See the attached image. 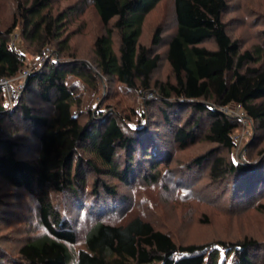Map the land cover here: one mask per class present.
<instances>
[{"label": "trees", "instance_id": "trees-1", "mask_svg": "<svg viewBox=\"0 0 264 264\" xmlns=\"http://www.w3.org/2000/svg\"><path fill=\"white\" fill-rule=\"evenodd\" d=\"M14 1L12 24L0 27V82L17 77L27 67L24 55L10 45L19 25L29 48H35L33 54L39 56L47 46L56 44L59 54L74 55L69 51L72 33L67 27L75 8L56 12L53 0ZM90 1L104 27L93 41L96 69L84 59L70 62L60 58L40 61L30 74L26 92L31 93L36 86L41 100L53 105L51 116L37 112L25 95L11 111L0 84V124L20 116L33 125L40 147L37 158H20L18 143L0 135V177L35 197L45 229L20 245L22 263L222 264L214 248L220 244L232 246L238 264H258L251 255L258 246L256 240L185 245L138 212L123 216L132 207L133 197L110 180L127 187L157 183L171 158L168 139L160 138L158 131L150 128L158 123L151 122L148 127L153 132H146L147 141L142 140L145 129H137L133 120L134 116L141 120L139 111L123 118L91 108L88 117H81L76 108L82 101L70 80L92 85L106 77L136 94L155 93L156 98L146 103L159 104L161 122L171 132L170 141L180 149L203 140L232 152L238 145L234 134L240 122L223 111L229 105H241L264 131V42L243 49L240 40L231 37L224 20L228 0H173L176 28L168 41L166 59L174 78L153 82L162 55L142 45L140 37L147 16L163 0ZM162 33L159 27L154 45L161 42ZM262 36L264 39V30ZM206 41L214 42L215 48H208ZM188 110L196 115L194 122L193 115L183 120ZM179 111L184 114L179 115ZM204 119L207 125L201 131ZM253 141L246 145L245 161L219 155L215 149L197 156L189 166L208 169L214 181L234 183L231 195L264 190V146L258 147L256 135ZM253 154L258 161L252 160ZM51 192L68 194L81 209L89 211L91 219L82 233L84 247L78 251L72 248L78 239L77 229L56 208ZM93 197L97 200L87 205Z\"/></svg>", "mask_w": 264, "mask_h": 264}, {"label": "rangeland", "instance_id": "rangeland-1", "mask_svg": "<svg viewBox=\"0 0 264 264\" xmlns=\"http://www.w3.org/2000/svg\"><path fill=\"white\" fill-rule=\"evenodd\" d=\"M229 8L224 14L228 33L234 39H239L243 49L253 48L264 42L262 31L264 30V0H228ZM53 7L58 10L75 8L71 13L73 20L68 24V32L71 34L70 54L56 52V44H51L44 49L39 56L33 54L34 47L28 46L22 37V28L17 26L11 35L10 45L24 55L27 63L26 69L17 77L8 81V85H2L6 95L9 109L15 110L19 100L24 95L28 104L37 112L51 116L53 105L41 100L36 86L31 93L26 92L25 81L33 71V67L41 65L49 59H66L67 61L87 60L96 69L93 53V41L97 35L104 32V27L90 0H53ZM16 10L14 0H0V27L6 28L12 24ZM69 18V19H70ZM162 27V40L154 45L153 39L156 30ZM176 28V17L173 0H163L147 16L140 43L162 55L159 67L153 73V82L157 80L173 79L174 75L166 59L168 41ZM116 43L118 36H115ZM208 48H215L212 41L204 43ZM70 83L75 85V91L81 98L80 108L76 112L83 118L88 117L89 110H102L121 115L123 118L133 116V111H139L143 117H133L137 129H145L141 135L142 140L147 141V135L154 129L160 138L168 139V154L171 158L167 166L161 171L160 180L152 184H134L127 187L116 180L123 191L126 189L132 195L126 213L123 216H131L140 213L151 220L157 228L170 233L180 244H204L208 242L225 241L235 242L250 238L258 241V246L252 250L253 260L258 264H264V190L256 189L255 193L243 192L238 196L230 194L232 184L227 181H214L209 177L208 169L204 167L189 166L193 160L201 155L217 150L219 155L227 158L233 157L236 161H245L246 145L254 142V136L260 140L258 147L264 146V131L260 130L258 123L251 120L245 110L239 105H229L223 111L240 122L239 129L234 134L238 145L232 152L224 148H218L215 144L198 140L186 149H180L177 144L170 141L171 132L161 122L162 114L158 103L148 105L147 99H155V93L136 94L125 84L116 80L103 77L98 84L88 85L72 78ZM11 87L16 88V95L12 94ZM17 98V102H16ZM136 114V113H135ZM184 114L179 111V115ZM148 115V116H147ZM196 115L188 110L183 120ZM147 116V117H146ZM203 119V118H202ZM151 122H157V126L148 127ZM200 127L204 131L207 125L206 119ZM34 127L28 121H23L20 116L14 120L6 119L0 124V135L4 138H12L18 143L17 155L20 158L35 159L39 154V141L35 136ZM200 131V132H201ZM148 132V133H146ZM199 132V131H198ZM199 132V133H200ZM167 134V135H166ZM152 136V135H150ZM256 142V141H255ZM154 146V145H153ZM257 152V150L255 151ZM254 152V153H255ZM256 154V153H255ZM253 154V155H255ZM246 156V154H245ZM257 155L252 160L258 161ZM139 161V159H137ZM234 187V186H233ZM232 192V191H231ZM92 193L91 188L87 192ZM247 196H244L246 195ZM241 195V196H240ZM52 200L57 209L64 213L78 233L77 242L72 246L74 251L84 247L83 230L91 219L87 208L81 209L79 202H73L69 195L51 192ZM97 197L87 200V205H93ZM105 212V211H104ZM118 215L120 214L117 212ZM112 214V213H111ZM111 214H108L109 217ZM121 215V214H120ZM117 216V215H116ZM120 216V217H123ZM45 229L38 218V203L35 197L27 190L12 186L0 177V261L5 264L22 263L19 254L20 245L30 236L44 233ZM219 253V262L222 264H238V256L232 246L217 244L214 246Z\"/></svg>", "mask_w": 264, "mask_h": 264}, {"label": "built area", "instance_id": "built-area-1", "mask_svg": "<svg viewBox=\"0 0 264 264\" xmlns=\"http://www.w3.org/2000/svg\"><path fill=\"white\" fill-rule=\"evenodd\" d=\"M10 79H7V78H5V79H3L1 82H0V84L1 85H8V81H9ZM9 86V85H8ZM9 88H10V86H9ZM11 92H13L12 94H14V96L16 95V93H15V90H16V88H14V87H11ZM16 102H17V98H16ZM239 106H241V105H239ZM242 107V106H241Z\"/></svg>", "mask_w": 264, "mask_h": 264}, {"label": "water", "instance_id": "water-1", "mask_svg": "<svg viewBox=\"0 0 264 264\" xmlns=\"http://www.w3.org/2000/svg\"><path fill=\"white\" fill-rule=\"evenodd\" d=\"M29 79H30V76H29V77L26 79V81H25V86H26V87L28 86Z\"/></svg>", "mask_w": 264, "mask_h": 264}]
</instances>
